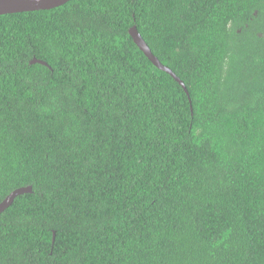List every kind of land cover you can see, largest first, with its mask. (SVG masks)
Returning <instances> with one entry per match:
<instances>
[{"label": "trees", "instance_id": "trees-1", "mask_svg": "<svg viewBox=\"0 0 264 264\" xmlns=\"http://www.w3.org/2000/svg\"><path fill=\"white\" fill-rule=\"evenodd\" d=\"M29 186L0 264H264V0L0 16V204Z\"/></svg>", "mask_w": 264, "mask_h": 264}, {"label": "water", "instance_id": "water-1", "mask_svg": "<svg viewBox=\"0 0 264 264\" xmlns=\"http://www.w3.org/2000/svg\"><path fill=\"white\" fill-rule=\"evenodd\" d=\"M72 0H0V16L7 14H17L24 12H34L51 10L57 7H61ZM136 45L145 53V55L150 59V61L160 70L170 74L185 90L186 94L190 98V93L185 85V83L167 66L163 65L161 61L153 54L148 44L145 42L141 34L138 32L137 27H131L129 31ZM33 64H42L47 66V63L34 58L31 62ZM32 193V187H24L17 189L11 193L1 204H0V215L8 209L15 198L20 195Z\"/></svg>", "mask_w": 264, "mask_h": 264}]
</instances>
